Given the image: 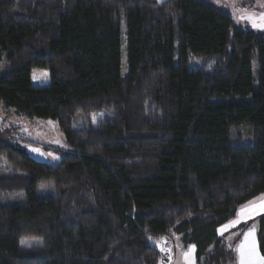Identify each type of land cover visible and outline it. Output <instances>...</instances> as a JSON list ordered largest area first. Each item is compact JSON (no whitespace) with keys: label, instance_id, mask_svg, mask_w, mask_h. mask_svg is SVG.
Segmentation results:
<instances>
[{"label":"trees","instance_id":"1","mask_svg":"<svg viewBox=\"0 0 264 264\" xmlns=\"http://www.w3.org/2000/svg\"><path fill=\"white\" fill-rule=\"evenodd\" d=\"M0 99L67 142L42 162L0 129V264H161L174 235L234 264L218 228L264 193V32L204 0H0Z\"/></svg>","mask_w":264,"mask_h":264},{"label":"rangeland","instance_id":"2","mask_svg":"<svg viewBox=\"0 0 264 264\" xmlns=\"http://www.w3.org/2000/svg\"><path fill=\"white\" fill-rule=\"evenodd\" d=\"M162 2L164 0H156ZM223 9L229 10L237 27L264 32L263 0H204ZM126 51L122 50V70L126 72ZM253 71H258L257 60L253 61ZM35 84H49V72L36 69L33 73ZM102 114H94L91 124L97 126ZM0 129L8 131L27 152L36 160L57 163L62 154L57 149H67V142L57 121L50 118L28 117L18 115L14 108L6 106L0 99ZM234 141L237 144H252L253 129L249 126L233 129ZM236 135V136H235ZM264 214V193L238 207L237 213L218 228V234L224 238L234 257V264H264V256L258 247L259 223L257 218ZM165 239L173 243L171 257L161 264H197L194 244L184 245L179 236H152L151 241L163 249ZM38 237L21 239L23 247L42 245Z\"/></svg>","mask_w":264,"mask_h":264},{"label":"built area","instance_id":"3","mask_svg":"<svg viewBox=\"0 0 264 264\" xmlns=\"http://www.w3.org/2000/svg\"><path fill=\"white\" fill-rule=\"evenodd\" d=\"M165 248H166V255H165V257L170 259L171 253L174 251V245H173V243L168 242L165 245Z\"/></svg>","mask_w":264,"mask_h":264}]
</instances>
